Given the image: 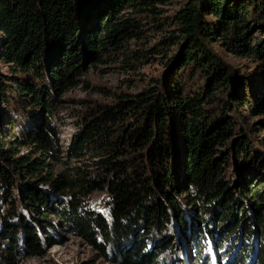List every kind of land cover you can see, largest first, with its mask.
Here are the masks:
<instances>
[{
	"label": "trees",
	"instance_id": "16d2710c",
	"mask_svg": "<svg viewBox=\"0 0 264 264\" xmlns=\"http://www.w3.org/2000/svg\"><path fill=\"white\" fill-rule=\"evenodd\" d=\"M169 1L0 0V59L15 73L0 70L5 262L62 242L64 230L120 264H183L191 254L206 264L205 250L223 242L227 264H264L262 183L244 177L264 172V138L235 106L253 103L252 113L263 115L256 128L264 127V80L256 95L249 72L212 45L259 59L264 76V0H186L172 14L179 33L160 47L165 73L133 95L92 104L65 153L59 143L51 119L58 96L78 83L85 60L140 32L122 10L156 17ZM4 118L15 128L11 139ZM95 190L106 193L105 211L89 205Z\"/></svg>",
	"mask_w": 264,
	"mask_h": 264
},
{
	"label": "rangeland",
	"instance_id": "374dc122",
	"mask_svg": "<svg viewBox=\"0 0 264 264\" xmlns=\"http://www.w3.org/2000/svg\"><path fill=\"white\" fill-rule=\"evenodd\" d=\"M185 2L186 0H171L164 4H158L157 12H155L156 17H153L149 12L135 11V8L130 5H127L122 10L124 17L135 19L134 21L138 23L137 29L140 32L133 37H127L123 40L122 48L105 50L102 52L100 59L85 60L86 70L79 76L78 83L66 89L56 100L57 107L51 114V119L59 128V143L62 146L63 153L68 148L70 139L78 125L82 123L85 113L89 110H94L95 106L93 107L92 104L96 103V106L102 102L111 104L119 95H133V93L148 88L151 80L165 73L166 66L163 62L165 60V57L163 58V52L166 49L162 50L160 47L162 45L164 47V37L179 33L178 25L173 21L172 14ZM262 32L260 31L259 33L261 34ZM254 33L257 34V31H254ZM212 45L218 54L235 69L249 72V75L253 78V91H256V95L260 94V83L262 85L264 80V76L261 74L259 68L261 61L250 56L234 54L220 43V41H216ZM156 47H159L160 50H155ZM138 50H142V56L135 59L129 56L132 53L137 54L136 51ZM0 70L6 76L15 74L13 68L2 59H0ZM8 82L14 85L12 81ZM251 88L252 85L248 88L246 87L249 97H252L251 94H253ZM235 106H239L238 112L240 113L238 114L243 116L244 123H248L246 124L247 127L250 130L257 131L264 138V127L262 124L256 128L263 118V115L252 113L251 109L254 108L253 103L248 105L242 100H239L235 102ZM5 112H8V110L5 109ZM3 122L1 128L8 135L4 137L11 139L12 135L10 136L9 132H15L14 125L7 122L6 118L3 119ZM16 148H18L20 153L29 150L27 146L16 145ZM62 166L61 163H57L54 166V170L58 171ZM244 177L246 179H252L256 185L261 182L262 184L259 187L264 193V172L259 175L256 171H252L244 175ZM45 186L43 185V187ZM105 197V192L95 190L88 196L89 205L97 210L105 211ZM51 217L55 218L53 215ZM185 232L187 234L188 230ZM174 233L173 231V235ZM167 234L170 235V233ZM61 235L63 236L62 242H57L49 246L43 245V251L40 253L33 254L25 250L20 251L17 254L15 264H120L119 262H113L104 258L85 239L79 236L70 234L64 230H61ZM175 235L179 236L178 238L181 242L184 240L185 235L181 236L180 233H176ZM168 237L171 238L173 236L171 234ZM152 243L150 242V244ZM224 244L225 242H223L222 247L218 248L215 253H212L211 247L205 250L207 251L206 264H227L228 258L225 257L224 253H221ZM250 259L251 255L248 257V260ZM185 261H187L186 264L199 263L195 260L193 254L187 260H183L184 263ZM234 261L233 259L232 263ZM0 264L14 263H7L3 258H0Z\"/></svg>",
	"mask_w": 264,
	"mask_h": 264
}]
</instances>
